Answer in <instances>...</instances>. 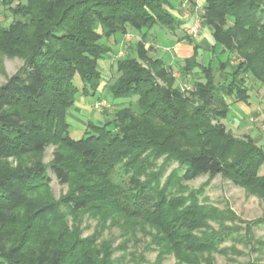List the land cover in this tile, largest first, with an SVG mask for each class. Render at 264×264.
Here are the masks:
<instances>
[{"label": "trees", "instance_id": "trees-1", "mask_svg": "<svg viewBox=\"0 0 264 264\" xmlns=\"http://www.w3.org/2000/svg\"><path fill=\"white\" fill-rule=\"evenodd\" d=\"M178 1L195 7V0ZM0 7L3 15L15 16L9 28L0 23V52L26 61L0 88V264H112L115 250L108 243L82 237L84 216L101 226L110 221L127 236L150 226L158 249L174 254L178 264H201L205 254L219 252L235 237L236 225L226 227L236 221L234 214L206 212L195 196L189 206L173 201V186L218 175L241 186L260 181L264 151L253 141H234L223 122L231 106L250 105L247 77L262 76L264 0H208L203 24L212 33L210 52L219 49L230 58L206 65L196 47L179 66L183 78L198 68L206 74L205 82L193 80L195 108L174 87L171 66L148 56L155 29L182 26L170 0H0ZM131 30L140 39L115 60L105 88L114 100L127 102L112 103L114 121L90 120L84 135L74 138L68 113L79 97L100 93L101 62ZM237 34L248 37L245 55L238 53L243 44H235ZM236 56L244 60L235 63ZM49 145L75 153L57 151L49 167L61 184L75 181L59 201L50 194L51 178L41 161ZM172 163L178 167L164 181ZM209 221L220 228H210Z\"/></svg>", "mask_w": 264, "mask_h": 264}, {"label": "rangeland", "instance_id": "rangeland-1", "mask_svg": "<svg viewBox=\"0 0 264 264\" xmlns=\"http://www.w3.org/2000/svg\"><path fill=\"white\" fill-rule=\"evenodd\" d=\"M23 1L17 0V3ZM177 1L170 0L174 7L173 13H182L186 10L199 23L198 32L205 27L203 24L205 10L199 9L198 11V9L190 5H184V7L180 4L178 5ZM3 13V7H0V23H3L4 28H9L15 16L11 12H8L6 14L7 18ZM220 23L222 26L225 25L224 28L226 30L229 29L227 24L223 25L221 21ZM182 28H184L183 25L172 33L176 34L177 38H190L192 40L191 42L188 40L183 41L187 45L192 46L194 51L196 47L199 48L198 56L201 63L207 65L212 60L217 66L220 60L225 62L230 58L227 55H223L219 49L216 51V55H212L213 53L208 50H202L197 45L198 42L194 39L196 34H191L190 30L189 32H185ZM154 32L161 35L164 31L157 28ZM168 33H171V31ZM232 33L234 32L232 31ZM131 35L137 36V38H132ZM127 36V40L130 43H135L140 39V35L132 30ZM198 36L196 38L200 41ZM237 36L234 41L235 44L238 47L240 46L239 44H243V51L241 53L238 51V53L245 55L243 52L249 49L245 46L247 45L248 37L240 34H237ZM160 39L161 43L164 45L167 44L164 38ZM128 42L124 50H113L110 58L101 62V70L105 79L100 88V93L95 97L87 99L79 97L74 109L68 113L67 116L72 126L71 132L74 138L79 139L84 135L90 120L102 124L106 121H114L117 108L112 103L122 104L127 102L126 100H114L111 94H107L105 88L106 84L114 78L116 69L115 60L123 58L127 54V47L130 44ZM149 46H152V50H150L148 56L153 60L159 59L162 53L157 51L156 44L154 46L148 44L147 48ZM233 59L235 63L244 60L237 56L233 57ZM25 63L26 61L19 56H9L0 52V88L20 72ZM142 65L147 69L148 65ZM171 70L173 73L172 78L176 81L174 87H180L182 93L187 95L186 97L189 99L192 107H197L199 101L190 95L193 89V80L205 82L206 74H204L202 69L198 68L196 74H191V76L186 75L183 78L179 71V65L175 67L171 66ZM261 75L258 79L250 75L245 81V86L251 94L250 105L237 104L231 106V113L223 123L226 126L227 135L234 141H242L246 145H249V141H253L256 148H262L264 151V70ZM157 80L160 81L162 86H167V83L160 79ZM216 82H221L220 75L217 73ZM76 83L80 84L78 79ZM106 112L108 115H105ZM81 115L86 116V118H82ZM213 124L216 125V122H213ZM59 150L64 151L67 156H73L75 154L72 150L56 145H49L45 153L41 156V161L48 168L47 175L51 178L50 194L56 201H59L62 196L66 195L75 186V181L72 185L61 184L49 170L50 165L54 162L55 153ZM164 158L158 160L157 167L163 165ZM8 161L13 163L14 166L16 165V161L12 158L8 159ZM177 167V163H172V165L168 166L164 175V181ZM258 176L260 177L258 184L251 186L235 184L230 178L222 175L214 178L202 176L195 180L184 182L179 189L173 186L175 191L172 197L173 201H185L186 206H189L193 202V196H195L198 199V203L206 212L207 209H215L220 212L229 211L237 218L234 223L228 221L226 227L234 228L233 225H236L235 228L239 232L232 240L221 245L219 252L205 254L201 264H264V224L253 225L254 222H264V166L259 170ZM80 219H82L80 227L84 239L99 236L100 243H108L112 250H115L114 255L111 257L112 264H178L179 262L174 254L162 253L158 249L152 237L153 234H156V231H152L150 226H146L145 231L137 229L135 236H127L123 235V231L117 226H114L110 221L101 226L99 221L90 219L89 216H84ZM69 223L71 226L75 224L72 219H70ZM208 225L215 230L220 228L219 224L215 221H209ZM102 227L105 229H102ZM248 229H251V231H247ZM151 231L153 232L152 235L149 234Z\"/></svg>", "mask_w": 264, "mask_h": 264}, {"label": "crops", "instance_id": "crops-1", "mask_svg": "<svg viewBox=\"0 0 264 264\" xmlns=\"http://www.w3.org/2000/svg\"><path fill=\"white\" fill-rule=\"evenodd\" d=\"M178 5H187L186 3L181 4L179 1ZM208 0H195V8L200 10H204L205 7L207 6ZM185 7V6H184ZM178 18L180 17V20L183 22L182 25L184 28L185 32H189L191 28L194 26L196 23V20L193 18V15H191L188 11L184 10L182 13H174ZM190 14V15H189ZM195 15V13H194ZM163 31V30H162ZM200 35V36H198ZM200 38V41L196 37ZM128 37V36H127ZM127 37L123 42H121L117 47H114V51L117 49H125L126 48V43L128 42ZM137 38V36H132ZM160 38H164L167 42V44H163L160 42ZM180 38V37H179ZM179 38H177V35L174 33H168V32H163V34H154L152 37V42L151 44L154 46L156 44V49L157 51H160L162 54H160V58H162L169 66H180L183 64V62L187 59H190L191 57L194 56V49L192 46L189 44L187 45L184 41H178ZM194 39L198 42V46L202 48V50H208L210 51L211 46H213V39H212V33L209 29L206 27L202 28L198 34L195 35ZM193 39V40H194ZM130 43V42H128ZM111 67V66H110ZM85 99V98H84ZM86 104V103H85ZM88 105V104H87ZM78 111V110H77ZM82 118H86V116H82ZM87 129V127H86Z\"/></svg>", "mask_w": 264, "mask_h": 264}, {"label": "built area", "instance_id": "built-area-1", "mask_svg": "<svg viewBox=\"0 0 264 264\" xmlns=\"http://www.w3.org/2000/svg\"><path fill=\"white\" fill-rule=\"evenodd\" d=\"M198 29H199V23L196 22V23L194 24V26L191 28L190 33H191V34H197V33H198Z\"/></svg>", "mask_w": 264, "mask_h": 264}]
</instances>
